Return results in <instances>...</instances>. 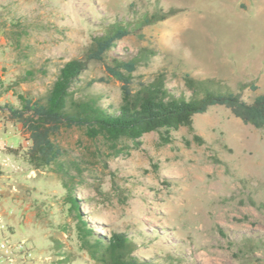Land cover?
Segmentation results:
<instances>
[{
    "label": "rangeland",
    "instance_id": "1",
    "mask_svg": "<svg viewBox=\"0 0 264 264\" xmlns=\"http://www.w3.org/2000/svg\"><path fill=\"white\" fill-rule=\"evenodd\" d=\"M157 8L175 12L92 61L78 85L117 106L122 83L107 62L152 48L157 55L134 72L135 86L164 72L180 91L189 73L221 79L251 102L264 93V0H0V103L44 95L105 23ZM253 81L257 90L241 89ZM166 135L171 141L153 131L116 147L84 128L54 136L80 164L84 218L105 235L127 232L140 256L161 264H264V130L216 105ZM29 145L0 111V233L25 246L11 257L0 252L1 264H96L80 247L62 174L8 150Z\"/></svg>",
    "mask_w": 264,
    "mask_h": 264
},
{
    "label": "trees",
    "instance_id": "2",
    "mask_svg": "<svg viewBox=\"0 0 264 264\" xmlns=\"http://www.w3.org/2000/svg\"><path fill=\"white\" fill-rule=\"evenodd\" d=\"M175 12L157 8L155 11L134 12L129 19H117L102 26L86 46L82 58L65 62L49 90L38 98L20 96V105L0 103V111L22 126L30 145L24 149L9 147V153L25 160L35 169L55 171L64 177L67 201L76 211V228L81 249L96 264H161L137 253L138 242L127 232L102 234L82 215L75 196L76 178L82 172L79 162L72 161L67 151L54 136L63 128H84L91 138L103 137L114 147L123 139L139 141L145 134L158 131L163 139L171 141V130L193 127L197 114L220 105L247 124L264 130V93L251 102L242 92H235L218 78H200L189 73L183 76L184 88L177 91L167 84L164 72L153 80L134 84V72L143 63L157 55L152 48H144L132 56L112 57L107 72L121 81L120 104H105L103 95L90 92L78 85L92 61H106L117 43L133 33H140L147 25L167 19ZM28 76H34L29 70ZM258 89L256 82L242 83L241 89ZM76 171V172H74ZM1 173V171H0Z\"/></svg>",
    "mask_w": 264,
    "mask_h": 264
},
{
    "label": "built area",
    "instance_id": "3",
    "mask_svg": "<svg viewBox=\"0 0 264 264\" xmlns=\"http://www.w3.org/2000/svg\"><path fill=\"white\" fill-rule=\"evenodd\" d=\"M1 164L2 163L0 162V165ZM2 221H3V218H2V215L0 214V223ZM24 249H25L24 242L15 243L11 241L5 235L0 233V252H2L5 256L11 257L12 255H14L15 251H24Z\"/></svg>",
    "mask_w": 264,
    "mask_h": 264
}]
</instances>
